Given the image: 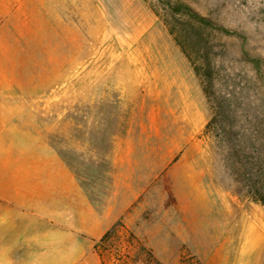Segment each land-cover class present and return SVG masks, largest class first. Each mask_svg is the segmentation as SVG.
<instances>
[{
	"label": "rangeland",
	"instance_id": "374dc122",
	"mask_svg": "<svg viewBox=\"0 0 264 264\" xmlns=\"http://www.w3.org/2000/svg\"><path fill=\"white\" fill-rule=\"evenodd\" d=\"M162 1L36 0V27L0 52L20 87L3 101L15 113L4 128L36 159H64L99 212L110 197V210L127 207L84 245L89 264H264V205L236 191L215 139L221 117L204 132L213 113ZM169 1L211 20L228 129L245 156L264 157V0Z\"/></svg>",
	"mask_w": 264,
	"mask_h": 264
},
{
	"label": "crops",
	"instance_id": "0c3cea01",
	"mask_svg": "<svg viewBox=\"0 0 264 264\" xmlns=\"http://www.w3.org/2000/svg\"><path fill=\"white\" fill-rule=\"evenodd\" d=\"M36 3L0 0V52L14 51L13 37L29 34L28 29L36 27ZM6 62L0 59V261L18 264L31 258L45 264L58 258L89 264L94 254L84 245L94 242L115 220L125 216L127 207L110 210V197L106 206L109 211L99 212L89 204L83 186L64 159H36L34 145L21 150L12 126L4 128V114L15 113H4L3 101L20 94L19 78L4 74L5 66L14 67L15 62ZM127 222L132 226L131 219ZM68 243L76 244L75 250L69 252ZM52 244L64 245L63 251H53ZM53 252L57 254L54 257Z\"/></svg>",
	"mask_w": 264,
	"mask_h": 264
},
{
	"label": "trees",
	"instance_id": "16d2710c",
	"mask_svg": "<svg viewBox=\"0 0 264 264\" xmlns=\"http://www.w3.org/2000/svg\"><path fill=\"white\" fill-rule=\"evenodd\" d=\"M161 7L167 16L169 31L175 36L182 52L189 60L193 71L200 81L202 90L207 98V103L213 115L205 124L204 132H214V123L221 117L219 131H215V139L225 148L223 156L226 158V169L231 172L239 185L237 192L244 194L251 200L264 205V157H247L240 149L244 137L231 133L228 116H231L230 106L233 103L232 93L224 94L218 88L216 76L218 69L213 62L214 51L217 47L207 36V29H215L211 20L200 15L191 7L183 3H173L169 0L162 1ZM206 32V33H205ZM214 128V129H213Z\"/></svg>",
	"mask_w": 264,
	"mask_h": 264
}]
</instances>
